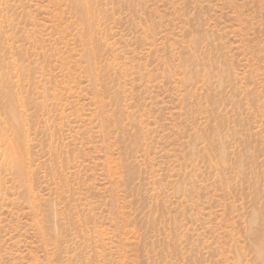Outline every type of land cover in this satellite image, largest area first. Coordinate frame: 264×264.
Wrapping results in <instances>:
<instances>
[{
	"label": "rangeland",
	"instance_id": "obj_1",
	"mask_svg": "<svg viewBox=\"0 0 264 264\" xmlns=\"http://www.w3.org/2000/svg\"><path fill=\"white\" fill-rule=\"evenodd\" d=\"M79 1L0 0V264H264V0Z\"/></svg>",
	"mask_w": 264,
	"mask_h": 264
},
{
	"label": "bare ground",
	"instance_id": "obj_2",
	"mask_svg": "<svg viewBox=\"0 0 264 264\" xmlns=\"http://www.w3.org/2000/svg\"><path fill=\"white\" fill-rule=\"evenodd\" d=\"M91 3L93 4V0H85V1H79V2H76V6L80 9H82L84 11L85 9V12H84V15L86 17H89L91 14L94 13L95 9L92 7ZM95 6V5H94ZM92 26V25H91ZM90 26V27H91ZM9 95V94H8ZM11 96V94H10ZM14 114V113H12ZM13 122L17 123V118L16 116H13ZM13 122H10V123H13ZM11 125V124H10ZM13 127V126H12Z\"/></svg>",
	"mask_w": 264,
	"mask_h": 264
}]
</instances>
